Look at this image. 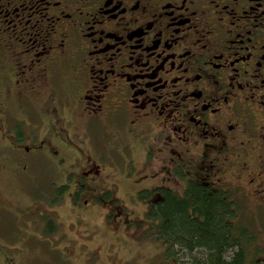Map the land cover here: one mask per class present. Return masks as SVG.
Segmentation results:
<instances>
[{
  "label": "flooded vegetation",
  "instance_id": "flooded-vegetation-1",
  "mask_svg": "<svg viewBox=\"0 0 264 264\" xmlns=\"http://www.w3.org/2000/svg\"><path fill=\"white\" fill-rule=\"evenodd\" d=\"M198 180L264 209V0H0V264Z\"/></svg>",
  "mask_w": 264,
  "mask_h": 264
},
{
  "label": "trees",
  "instance_id": "trees-1",
  "mask_svg": "<svg viewBox=\"0 0 264 264\" xmlns=\"http://www.w3.org/2000/svg\"><path fill=\"white\" fill-rule=\"evenodd\" d=\"M241 207L229 189L198 180L183 198L166 192L144 220L176 264H264V243L249 222L255 212Z\"/></svg>",
  "mask_w": 264,
  "mask_h": 264
},
{
  "label": "rangeland",
  "instance_id": "rangeland-1",
  "mask_svg": "<svg viewBox=\"0 0 264 264\" xmlns=\"http://www.w3.org/2000/svg\"><path fill=\"white\" fill-rule=\"evenodd\" d=\"M27 186L29 193L32 183H28ZM235 195L240 200L241 208L245 212H255V217L252 216V221L249 222L258 231V240L264 243V213L261 209L258 212L253 209L252 205L245 201L243 195ZM6 199L7 205L11 204L12 199L9 195L6 196ZM126 205V212L130 216L128 221L122 222L118 228L111 223L110 219L99 222L97 228L92 229L93 239H86L81 235L85 231L90 232L91 230L82 223H78V225L73 223L75 219L67 205L66 208L57 205V217L66 221L67 225L74 226H71L69 230L65 227L55 231L56 239L64 230H66L68 238L59 240L56 243L57 248L53 251L47 250L43 243L38 245L35 236L28 234L29 237L22 242V245L27 249L25 253L28 254V260L32 261L30 264H176L177 260L175 263L174 255L170 256L166 253L164 242L151 232L147 219L144 220L145 208L137 207L131 202H126ZM123 208L125 207L123 206ZM2 220L5 221L2 225L6 226L8 233L14 231L20 235L21 231L11 223L13 219L10 216L3 217ZM97 220L99 221V219ZM86 227L87 230H85ZM35 243L38 246H35ZM31 249H33V254H29ZM62 249L64 252L68 251V261L63 260V255L60 253ZM94 251L98 252L94 254L96 257H92ZM184 257L186 256L183 255L182 258Z\"/></svg>",
  "mask_w": 264,
  "mask_h": 264
}]
</instances>
